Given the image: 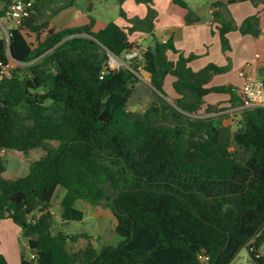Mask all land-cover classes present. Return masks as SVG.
I'll use <instances>...</instances> for the list:
<instances>
[{"label":"trees","instance_id":"trees-1","mask_svg":"<svg viewBox=\"0 0 264 264\" xmlns=\"http://www.w3.org/2000/svg\"><path fill=\"white\" fill-rule=\"evenodd\" d=\"M32 1L31 13L7 28L8 39L0 35V220L18 225L35 254L32 260L23 254L20 264H232L242 249L248 264H264V108L245 109L233 132L222 117H192L210 94L240 100L231 86H210L230 66L195 71V55L171 60L168 52L178 53L172 40L154 38L140 56L111 68V55L137 48L129 38L137 28L117 21L95 27L93 20L57 28L38 20L46 0ZM173 1L188 9L187 23L200 20L185 0ZM0 2L2 19L11 0ZM258 26L252 16L240 31L259 35ZM231 30L219 27L224 51ZM141 66L150 74L152 103L136 112L129 101ZM168 76L175 79V104L167 100ZM48 141L58 145L45 149L25 176H4L1 151L28 154ZM59 187L61 226L84 220L77 201L104 203L120 243L74 249L89 234L55 228ZM0 264H8L2 255Z\"/></svg>","mask_w":264,"mask_h":264},{"label":"crops","instance_id":"crops-1","mask_svg":"<svg viewBox=\"0 0 264 264\" xmlns=\"http://www.w3.org/2000/svg\"><path fill=\"white\" fill-rule=\"evenodd\" d=\"M134 2L130 6L132 11L124 10L127 19L131 21L136 18L141 19V21L146 20L147 9L135 0ZM152 5L154 6L152 11L155 14L154 18L151 19V31L140 32L137 31L139 29H136V31L129 34L130 41L137 46L129 54L130 58L140 56V53L137 55V51L140 52L148 48L153 43L154 38L161 42L172 40L178 53L168 52L169 58L177 60L180 54L186 57L195 55L196 58L190 63V66L195 71H199L209 64H216L221 67L230 66L228 72L215 75L210 86H231L233 93L241 97L245 83V78L240 75L242 71L263 79L264 0H212L208 8L206 6L200 7L198 3L192 5L188 3L195 14L194 16H198L200 19L192 24L186 21L188 9L174 3L173 0H153ZM72 9L73 6L62 10L51 22L52 26L61 29L68 27L65 19L71 16ZM252 16L259 18V35L243 34L240 31L244 21ZM224 23L232 25V30L227 33L229 48L226 51L223 50L219 31V27ZM121 24L127 29L131 28L129 22L124 24L122 21ZM95 27L100 26L96 25ZM149 37H151L152 43L144 46L142 42ZM168 80L169 83H167ZM174 80L172 76L166 78L165 90L169 96L177 99L179 95L172 87ZM218 95L231 98V95L226 93L210 94L207 97L213 99ZM7 151L10 150L1 151L2 156ZM31 151L28 154L19 151L15 152L12 158L7 160L8 164L4 176L6 178L25 176L31 163L43 155L42 153L34 158L31 155ZM82 210L86 212L84 209ZM28 250V239L23 236L22 229L9 218L0 220V255L5 257L7 263L20 264L23 254L27 253L26 258H29L28 253L31 252H28ZM261 253L264 254L262 248ZM246 259L247 262L249 257L247 256Z\"/></svg>","mask_w":264,"mask_h":264},{"label":"rangeland","instance_id":"rangeland-1","mask_svg":"<svg viewBox=\"0 0 264 264\" xmlns=\"http://www.w3.org/2000/svg\"><path fill=\"white\" fill-rule=\"evenodd\" d=\"M188 3L194 4L198 3L200 7L206 6L208 8L209 3L212 0H185ZM71 0H46L45 4L41 7L38 12L39 21H50L52 22L62 10L66 9L70 5ZM134 0H76L71 11V16L67 17L65 21L68 23L66 28H75L82 27L91 23L93 20L95 26H104L105 24L111 21H117L124 24L129 22L131 27L137 28L140 32L146 31L149 28L148 15L152 13V19L154 14L152 12L154 6L152 5L153 1L149 4H142L147 9L146 20L141 21V19L128 20L126 17L125 11H132L131 4ZM135 3V2H134ZM4 7V3L0 2V9ZM71 7V6H70ZM125 10V11H124ZM124 12L125 15H122L121 12ZM139 21L135 27V22ZM142 23V24H141ZM15 25L14 20H4L0 22V35L8 39V29ZM133 25V26H132ZM64 29V28H63ZM136 31V30H134ZM133 31V32H134ZM149 31V30H148ZM34 40V38H32ZM152 43L151 37L144 40L142 44L147 46ZM125 57H121L119 60L121 65H127L124 62ZM127 62V61H126ZM15 66V62H12ZM139 63H142V59H139ZM112 64V63H110ZM113 67H117L116 64H112ZM21 66H24L23 64ZM140 80L135 86V91L133 96L129 101V108L132 111L144 112L152 103V87L150 85V74L146 72L142 66L140 72L138 73ZM264 79V77H262ZM169 83V80L167 81ZM242 95V94H241ZM240 100L233 101L230 97H225L223 95H218L213 99L206 97L205 104L203 107L196 113L192 114V117L195 119H205L213 116L222 117L225 125L230 126L232 132L238 128V123L242 118V112L245 109L250 108L251 106H246L242 96ZM167 100L175 104V98L171 96L167 97ZM58 145L57 142L48 141L44 144V147L33 149L31 155L35 158L45 153V149L53 148ZM17 152L14 150L7 151L4 154L6 163L7 160L12 158V155ZM65 194V190L62 187H59L52 200V212L55 215V228L63 229L64 231L70 234H80L82 232L88 233L89 237L81 238L80 242L74 245V249H79L85 247L88 243L93 244L97 249L102 248L105 245L116 246L120 243L121 238L117 235L115 231L116 219L110 210L109 205L100 204L92 205L88 202L79 200L76 202L75 206L78 209H84L85 218L81 222H69L67 225L61 226L60 213H61V200ZM69 247L72 249V244H69ZM262 252L264 253V245L262 247ZM240 255L242 256V264H247L246 257L248 253L246 249H242Z\"/></svg>","mask_w":264,"mask_h":264},{"label":"built area","instance_id":"built-area-1","mask_svg":"<svg viewBox=\"0 0 264 264\" xmlns=\"http://www.w3.org/2000/svg\"><path fill=\"white\" fill-rule=\"evenodd\" d=\"M32 7V0H11V3L8 4L6 14L2 19L19 20L24 15H29L31 13ZM2 19H0V22ZM163 42L165 43L166 41ZM110 63L116 64L117 67L115 68H119L121 66L119 59L113 55L110 57L109 66L114 68ZM13 66L14 64L11 62L10 64L4 66V69L9 71V69ZM240 75L241 77L245 78V83L242 88V98L246 106L264 108V80L247 74L245 71H242ZM29 259H35V254L30 253Z\"/></svg>","mask_w":264,"mask_h":264},{"label":"water","instance_id":"water-1","mask_svg":"<svg viewBox=\"0 0 264 264\" xmlns=\"http://www.w3.org/2000/svg\"><path fill=\"white\" fill-rule=\"evenodd\" d=\"M139 53H140V52L137 51V55H139ZM10 54H11V51H10ZM129 54H131V52L127 53L126 56H125V59H124V62H125V63H126V60H129V59H130ZM117 59L120 60L121 58H120V57H117ZM150 85H151V82H150ZM151 87L153 88L152 85H151ZM121 191H122V190H121ZM121 191L117 192V195L120 194ZM241 258H242V256L239 254V255L236 257V259L233 261L232 264H237L238 261L241 260Z\"/></svg>","mask_w":264,"mask_h":264}]
</instances>
